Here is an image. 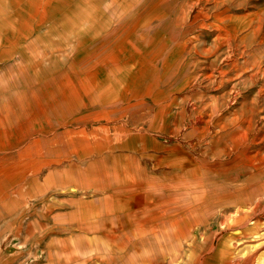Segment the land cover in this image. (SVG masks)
<instances>
[{"label": "rangeland", "instance_id": "rangeland-1", "mask_svg": "<svg viewBox=\"0 0 264 264\" xmlns=\"http://www.w3.org/2000/svg\"><path fill=\"white\" fill-rule=\"evenodd\" d=\"M104 1H114L113 9L95 7ZM143 1L150 2L147 8H138ZM151 1L68 0L65 10L52 11L48 22L34 29L36 49L26 60L36 64L38 76L70 70L78 61L84 104L75 122L80 118L84 134L81 158L74 159L73 169L83 183L79 189L71 182L66 188L57 186L56 173L70 170L66 163L64 169L41 172L38 184L15 180L6 186L20 191L22 201H0V264H123L131 254L126 242L134 223L156 227L158 213L170 215L167 207L179 203L168 201L177 194L185 198L183 203L199 202L198 219L184 248L189 250L193 242L198 253L221 232V220L235 214L230 201L255 200L262 179L239 166L237 154L242 153L227 154L234 152L232 139L248 131L249 117L264 110L256 101L264 86V0H158L152 10ZM232 22L247 28L243 40L218 45L216 26L230 27ZM251 27L258 31L255 36H247ZM0 61V69L20 65L12 57ZM155 77L161 80L154 85ZM128 88L122 99L120 90ZM144 90H152L151 97H143ZM160 93L175 98L164 103ZM163 109L171 124L176 123L152 127ZM106 111L113 120L125 114L124 124L107 121ZM252 127L251 134L258 129L264 138V121L254 118ZM173 129L181 131V141L171 138ZM119 130H129L128 135ZM184 153L194 160L169 168L168 160H181ZM132 173L140 189L129 178ZM47 174L52 180L44 191ZM132 191L140 198L133 200L139 201L136 206L129 205ZM243 212L251 220L247 234L235 222L231 232L241 238L240 245L261 249L264 210L255 213L248 207ZM78 218L86 219L82 227ZM260 255L261 250L257 262Z\"/></svg>", "mask_w": 264, "mask_h": 264}, {"label": "bare ground", "instance_id": "bare-ground-1", "mask_svg": "<svg viewBox=\"0 0 264 264\" xmlns=\"http://www.w3.org/2000/svg\"><path fill=\"white\" fill-rule=\"evenodd\" d=\"M152 1H154V5L151 10L153 8L155 9L156 5L159 4L158 0ZM143 2L145 3L142 4V6H138V4H136V6H138V8H147L150 2ZM113 5L114 1H104L103 3H98L95 7H97V9L112 10ZM66 6H68V0H0V60L12 57L13 60L17 61L16 63H20L19 66L16 65L15 69H11V65H3L2 69H0V188H3L4 186L3 190L0 191V201H22V196H19L20 191H13L11 188L7 189L6 186H10L15 180L22 183L24 180L32 182L33 179L31 184H38V177L41 172L46 171V169H61L66 163L69 164L70 170L65 173L60 170L57 172L58 174L56 173L55 177L57 180V186L66 188V186H70L67 185L66 182H71L72 184L76 183V188L79 189L81 183H83L80 174L74 173L78 171L73 169L76 166L74 159L81 158L83 150L82 139L84 134L80 118H78V125L75 122V118L81 113L84 104V85L82 75L77 71L78 61L72 64L70 70L60 69L54 75H48L50 73L45 72L44 76L40 77L38 76L39 70L37 69L36 64H32L31 66L26 60L28 55L33 56L36 49H34V41L36 40L34 29L45 25L48 22L49 14L52 11L61 12L66 9ZM91 6L94 5L91 3L90 7ZM22 8H25L26 10H23ZM232 23L233 24H231L230 27H223L222 25L216 26L220 34V37H218V45L224 43L234 45L236 41L243 40L241 35L247 31V28L237 25V22ZM244 28L246 29L245 31ZM256 32H258L257 29L251 27L250 34L247 36H250L251 34L255 36L257 34ZM96 38H98V36ZM46 50L47 49H45V51ZM241 69L243 68L241 67ZM107 80L103 81L101 84H97L101 87L102 84L107 82ZM160 80V78L158 79L155 77L153 79V84L155 85L156 81L159 82ZM16 88H23V90L15 91ZM129 88L128 90L126 89L127 91H125V89L120 90L121 97L128 94ZM151 92L152 90H144L142 96L145 98L151 97ZM132 93L135 94L136 92L133 91ZM164 94L165 93H160V100L164 101V103L165 100L168 101L175 98L173 94H170L169 97L166 95L164 97ZM124 98L125 97H122V99ZM258 99L259 101H256L263 103L262 106L264 109V86L261 87L258 92ZM189 103H191V101ZM164 106L169 107L167 104H164ZM108 114V111L104 113L107 121L111 120L113 123L115 121L124 124L123 121L125 114L120 115L115 120L109 118ZM263 114L264 110L261 108L258 110L257 114H253L249 117L248 131L241 130L243 132L232 139L234 144V149L232 150L234 152H229L227 154V158H229L231 156L230 154L234 155V153H242L237 154L239 166L249 168L254 174L262 179L260 185H258L256 189L255 200L230 201L229 206L235 209V214H230L229 218L225 216L224 219L221 220V226H223L221 232L219 231L220 233L217 235L215 234L216 236L213 237L214 239L207 245V247H203L201 251L196 253V245L193 242H189V250L184 251V248L189 240L188 238L190 236L189 233L192 224L197 222L198 219L197 214L199 213L196 211L199 202L191 203L190 201H187L183 203L182 201L185 198L177 194L176 198L173 197L168 201H179V203L175 206L169 205L167 207V211H170V215L165 216V214L158 213L159 218L157 220H161V222H158L156 227L151 226L149 228L144 225V223H140L141 225L134 223L130 242H126V244L131 246V254H129V258L123 260V264H264V246L261 249L242 246L239 244L241 238H238L236 234H232L231 232L233 229L232 227L234 226L233 223L235 222L239 223L242 226L244 233L247 234V230L249 229L248 223L251 220L249 219L250 215L244 214L243 210L248 207L255 213L258 211L263 212L264 210V138L259 137L260 130L258 129L256 134H251V131L255 130V128L252 127V122L254 126V118H258L260 122L264 121ZM147 116L149 118L154 117L152 113H148ZM141 117H143V115H141ZM155 118V123L150 120L153 122H151L152 124L150 123L152 127L156 125L163 126L164 124L169 127L176 123L174 122L171 124L170 121L172 118H170V116L168 118L167 110L164 109L162 110V115L156 116ZM199 120L203 121L202 119ZM258 123L259 121L257 122V126ZM119 132L123 135H128L129 130H119ZM144 132L147 133L146 130H144ZM180 134L181 131L173 129L171 132V138L175 139V141H181L179 139ZM69 137H71V142H68ZM171 138L170 140L174 141ZM68 149L69 153L67 152ZM178 149L179 152L183 153L182 147ZM64 150H66V153ZM167 158L169 159L170 156ZM163 160L166 161V158ZM191 160H194L193 155L190 153H184L181 160L174 162L175 160L173 161L169 159L168 161L171 163L169 168H181L182 166H185L184 164L182 165V161L186 163V161L189 162ZM194 164H196V162ZM135 176L136 175L132 173V176L129 178H132L133 182L136 184L134 187L140 189L141 185L139 179H135ZM51 180L52 175L47 174L44 177V185L41 187V190L45 191L50 189ZM89 180L93 179L91 178ZM63 182H65V184H63ZM31 189L33 188L31 187ZM129 196L130 206L138 204L139 201H133L135 199H140L138 197V192L132 191L129 193ZM195 199L198 198L195 197ZM85 220L84 218H78L75 221L81 226L85 223ZM260 222L261 221H259V223ZM237 241H239V243ZM260 250L263 251V255H260L257 262L256 258Z\"/></svg>", "mask_w": 264, "mask_h": 264}]
</instances>
